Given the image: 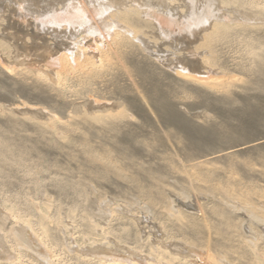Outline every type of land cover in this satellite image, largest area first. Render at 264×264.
Segmentation results:
<instances>
[{"label":"rangeland","instance_id":"1","mask_svg":"<svg viewBox=\"0 0 264 264\" xmlns=\"http://www.w3.org/2000/svg\"><path fill=\"white\" fill-rule=\"evenodd\" d=\"M14 1L0 0V264H264V146L229 152L264 138V0H116L105 19L71 0L96 35L66 33L52 59L57 40ZM64 8L47 21L74 22ZM120 14L146 50L106 32ZM192 15L230 27L210 52L173 42ZM184 57L190 76L167 65Z\"/></svg>","mask_w":264,"mask_h":264},{"label":"bare ground","instance_id":"2","mask_svg":"<svg viewBox=\"0 0 264 264\" xmlns=\"http://www.w3.org/2000/svg\"><path fill=\"white\" fill-rule=\"evenodd\" d=\"M41 0H15L14 2H16L18 5H19V8L21 11H24L26 14H30V15H38L37 17L35 16L34 17V21H39L40 22V25H44L45 28H47V30L49 29V32H50V36H53L54 40H57V43L56 45L54 46V44H49V47L46 49L48 51V54L45 56L46 58L45 59H52V57L55 55H57V49H58V46L64 44L62 43V38H64V35H67L66 33H69L71 35H73V33H77L75 32L76 29L78 27H81V29H83L82 31L85 32L86 34H89V35H96L95 31L92 30L93 27H91L90 25V22L84 17V15L81 13V10L79 9V7L74 4L71 0H45L43 1V5H39ZM121 1V0H120ZM138 1V0H136ZM150 2L152 4H155V3H158V4H164V0H144L143 2ZM195 2H199V0H194ZM7 3V2H6ZM119 3L118 1L116 0H90L89 2V6L88 7H91V9L93 10V12L100 18V16L104 15V18L102 19H105L107 17V14L110 12L111 8H118L117 6H119ZM64 4V7H62ZM156 4V5H158ZM199 4V3H198ZM9 5V4H8ZM29 5V6H28ZM146 5V4H145ZM200 5V4H199ZM202 5V4H201ZM14 6V5H13ZM58 7H61V8H64L66 10L65 13L69 19L73 18L74 19V22L73 21H67V25H59V24H55L54 22L52 21H47L48 18L52 17L50 16L52 14V12L57 9ZM9 8V7H8ZM60 12V11H59ZM20 13V12H19ZM64 14V13H63ZM55 15V14H54ZM60 15V14H59ZM22 16V15H21ZM193 16V15H192ZM190 16L188 19H187V25L190 27V28H182L183 31H185L186 33H181L178 34L177 36L175 35V40H173V42L175 41H180L182 44H194L196 43L197 41H202V43L200 44V47L203 49H207L209 52L211 51V47L213 45L214 42H216L218 40L219 37H221L222 35H225L224 33L228 32L230 30V27L229 26H226V25H222V24H212L210 25V21L207 20L206 22H198L195 18V16ZM64 17V18H65ZM15 18V17H14ZM94 19V18H93ZM101 19V18H100ZM247 19V18H245ZM16 20V19H15ZM134 19H131L128 15H125V14H120V18L118 17V20H112L110 22H107L106 20H104L103 22V26H104V29L106 30V32L109 34L110 32H113L114 33V30H115V27H122V29L124 30H130V33L132 35V39L133 40H137V42L139 43V45H141L143 47V50H146L147 47H148V43L143 40V38L139 35V33H137V31H135L134 29L130 28V26H133L136 24L135 21H133ZM38 22V23H39ZM56 22V20H55ZM63 22V21H61ZM140 23V21H138ZM135 23V24H133ZM210 23V24H209ZM143 24V23H142ZM77 25V27H75ZM24 26V25H23ZM60 26V27H59ZM210 26V27H209ZM68 27V29L66 30V28ZM142 27V26H141ZM209 27V28H208ZM23 28V27H22ZM27 28V29H26ZM26 28H24L22 33H26L25 35L28 34V28L29 26H26ZM39 28V27H38ZM44 28V29H45ZM73 28V29H72ZM72 29V30H71ZM38 30V29H37ZM140 30V29H139ZM234 30V29H233ZM81 31V33H82ZM19 32V31H18ZM116 32V31H115ZM21 33V34H22ZM31 33V32H30ZM39 33V32H38ZM37 33V34H38ZM47 33V32H46ZM45 33V34H46ZM13 34H16V33H13ZM48 34V33H47ZM39 35V34H38ZM82 35V34H81ZM31 36V39L32 38H35V39H39L41 42H43V47H45V45L47 46L48 45V42L46 40H44V36L43 38L41 37H38L36 34L33 35L32 33L30 34ZM34 36H37L34 37ZM79 36V35H78ZM86 36V35H85ZM119 36V34H118ZM15 37V36H14ZM66 37V36H65ZM71 37V36H70ZM17 38V37H16ZM52 38V39H53ZM68 38V37H67ZM75 38V37H74ZM95 39L97 38L94 37ZM160 38V37H159ZM183 38V39H181ZM201 38V39H200ZM47 39V38H46ZM60 39V40H59ZM71 39V38H70ZM199 39V40H198ZM66 40V39H65ZM63 40V41H65ZM120 40V39H119ZM70 41V40H69ZM80 41V40H79ZM97 41V40H96ZM115 41V40H114ZM151 41V40H150ZM29 42V41H28ZM66 42V41H65ZM26 43V42H25ZM50 43V42H49ZM54 43V42H53ZM169 43V42H168ZM36 44V43H35ZM79 44V42H78ZM32 45V44H31ZM30 45V46H31ZM41 45V44H40ZM66 45V44H65ZM68 45V44H67ZM35 46V45H34ZM37 46V45H36ZM35 46V47H36ZM73 46V44H72ZM75 46H78L75 44ZM84 46V45H83ZM82 46V47H83ZM24 47V46H23ZM42 47V49H44ZM71 47V45H70ZM99 47V46H97ZM30 48V47H29ZM28 48V49H29ZM78 48V47H76ZM76 48L75 51H76ZM81 48V47H80ZM88 48V47H87ZM38 49V47H37ZM41 49V48H40ZM39 49V50H40ZM63 49V48H62ZM65 49V48H64ZM82 49V48H81ZM85 49V48H83ZM90 49V48H89ZM73 50V49H72ZM30 51V50H29ZM45 51V50H44ZM47 51H45L47 53ZM67 51V50H66ZM195 51V50H194ZM206 51V50H205ZM35 52V51H34ZM64 52V51H63ZM72 51H70V48H69V51L68 53L71 54ZM83 53H85L84 50H82ZM42 53V52H41ZM40 53V54H41ZM59 53V52H58ZM40 54L39 57H40ZM61 54V53H60ZM68 54V55H69ZM86 54V53H85ZM93 54V53H92ZM35 55V54H34ZM78 57V56H77ZM77 57L74 55L73 57V62L75 65H83L84 63H86V61L82 60L83 63L79 64L78 60H77ZM95 57V56H94ZM104 57V56H103ZM38 58V56H37ZM204 58V57H203ZM32 59V58H31ZM34 59V58H33ZM36 59V58H35ZM90 59V58H89ZM173 59V58H172ZM202 59V58H201ZM39 60V59H38ZM44 60V59H43ZM58 63L59 65H62V64H66V56L65 55H60L58 57ZM204 59H202V62L203 64L205 65L206 62L203 61ZM16 61V60H15ZM28 61V60H27ZM33 61V60H32ZM196 60L193 59V57H184V59H180V60H175V61H169L167 63L168 66H171V67H174L175 71L177 74H182L181 71L177 70V68L179 69L180 68H183L185 71H187V76H190L188 75L191 70H193L195 67H196V64L198 63L197 61L195 62ZM107 62V61H106ZM90 63V62H89ZM162 63V62H161ZM165 63V61H164ZM185 67V68H184ZM201 79V78H200ZM199 79V81L201 82V80ZM51 80V79H50ZM204 81V80H203ZM210 81V80H209ZM209 84H213V82H209ZM34 110V109H33ZM92 110V109H91ZM87 111V110H86ZM261 146H264V138L260 139V140H257L255 142H251L250 144H243L239 147H236L234 149H232L231 151L229 152H238V151H241V150H250V149H254V148H257V147H261ZM228 152V153H229ZM226 153H221L219 155H215L209 159H215V158H218V157H221L223 155H225ZM208 160V159H207ZM140 224V223H139ZM159 248V247H158ZM47 249V248H46ZM113 250V249H112ZM111 251V250H110ZM109 251V253H110ZM117 251V250H116ZM107 253V251H106ZM163 253V252H162ZM33 254V253H32ZM108 254V253H107ZM120 254V253H119ZM118 254V255H119ZM109 255V254H108ZM112 255V253H111ZM114 255V254H113ZM115 255H117L115 253ZM121 255V254H120ZM119 255V256H120ZM209 255V254H208ZM206 255V257L208 256ZM118 256V257H119ZM126 256V255H124ZM132 256V255H131ZM164 256V255H163ZM16 257V256H15ZM109 257V256H108ZM113 257V256H111ZM110 257V259H111ZM107 258V257H106ZM120 258V257H119ZM169 258V257H168ZM199 258V257H198ZM197 258V259H198ZM209 259V256L207 257ZM117 259V258H116ZM107 260V259H106ZM119 260V259H118ZM125 260V259H123ZM129 260V258H128ZM196 260V259H195ZM110 261V260H108ZM130 261V260H129ZM128 261V262H129ZM132 261V260H131ZM188 261V260H187ZM215 261V260H214ZM112 262V260H111ZM110 262V263H111ZM115 262V261H114ZM117 262V260H116ZM135 262V260H134ZM193 262V261H192ZM209 262V261H208ZM211 262V261H210ZM126 263V262H125ZM130 263V262H129ZM214 263V262H213ZM116 264V263H114ZM121 264V263H120ZM133 264V262H132ZM135 264V263H134ZM202 264V263H201ZM216 264V263H214Z\"/></svg>","mask_w":264,"mask_h":264}]
</instances>
